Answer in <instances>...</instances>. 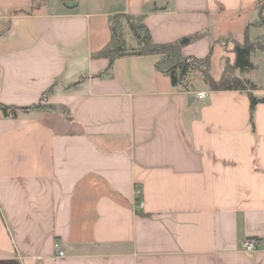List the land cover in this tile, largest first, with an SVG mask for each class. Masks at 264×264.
Wrapping results in <instances>:
<instances>
[{"label":"crops","instance_id":"0c3cea01","mask_svg":"<svg viewBox=\"0 0 264 264\" xmlns=\"http://www.w3.org/2000/svg\"><path fill=\"white\" fill-rule=\"evenodd\" d=\"M31 1L0 0V102L65 112L0 114V264H264V101L250 120L245 92L179 91L159 55L118 57L102 76L108 60L91 56L123 13L142 14L156 43L203 32L182 54L212 57L232 28L264 37V21H243L264 16V0H44L16 12ZM250 61L242 77L264 99V49Z\"/></svg>","mask_w":264,"mask_h":264},{"label":"trees","instance_id":"16d2710c","mask_svg":"<svg viewBox=\"0 0 264 264\" xmlns=\"http://www.w3.org/2000/svg\"><path fill=\"white\" fill-rule=\"evenodd\" d=\"M43 1L32 0L28 10L20 9L16 12L29 14L35 9H38ZM120 18L124 19L128 32L134 40V45L126 43L123 27L118 21ZM143 18L144 16L142 14L117 13L110 16L108 21L110 38L104 47L91 54L92 57H104L108 60L107 67L98 72L96 76L109 74L112 62L118 57L147 54L159 55L160 58L154 64L156 70L164 74L168 78L171 86L179 91H195L194 76L197 75L207 90H237L245 92L249 98L250 120H252L256 104L264 101V99L257 98L253 95L252 91L256 89V85L247 78L242 77V75L252 68L250 61L252 51L254 48L261 49L263 43L257 46L254 42L248 41L247 38L242 43H235L231 50L233 53V61L230 66H232L233 70H237L239 75L234 73L227 74L226 68H224L220 75L214 78L210 71V54L203 57L182 54V48L203 36V32L188 34L166 43H156L152 40L150 31L146 27ZM8 25L7 22L2 26L0 35L5 33ZM257 39L263 41L264 37L259 36ZM49 92H51V87L43 92L42 99ZM27 110H59L65 112L63 106L41 101L27 106L6 105L0 102V114L3 117L14 118L19 112H26Z\"/></svg>","mask_w":264,"mask_h":264},{"label":"rangeland","instance_id":"374dc122","mask_svg":"<svg viewBox=\"0 0 264 264\" xmlns=\"http://www.w3.org/2000/svg\"><path fill=\"white\" fill-rule=\"evenodd\" d=\"M254 18H256L254 21L255 24H260L261 21H264V16L260 15L257 17L256 14L254 13H248L247 16L243 17L244 24H247L246 22H251ZM118 21L123 27L126 43L134 45V40L131 38V35L128 32L124 19L120 18ZM230 32L232 33L233 36L231 34H228L216 39V41H218L219 44H224L226 52L223 51L220 52V48L216 47L214 54L212 55V57H210V71L214 78H217L224 68H226L227 74L237 73V70H233L232 66H230L233 61V53L231 50L235 43H242L245 40V38H247L248 41L254 42L255 44H257V46L258 44L261 45L263 43V47L261 49L254 48L252 52H255L256 50L264 49V39L263 41L257 39L260 36L257 35L262 32V29L257 30L256 27L250 25L248 32L249 36H246L245 38L240 37L237 28H232ZM220 56H222V58H220ZM194 79H195L194 85L196 86L197 89L205 88V85L201 82L200 78L197 75L194 76Z\"/></svg>","mask_w":264,"mask_h":264},{"label":"built area","instance_id":"2783aa9c","mask_svg":"<svg viewBox=\"0 0 264 264\" xmlns=\"http://www.w3.org/2000/svg\"><path fill=\"white\" fill-rule=\"evenodd\" d=\"M2 28V24L0 21V30ZM195 97L198 100H204L207 97V92L206 91H197L195 92ZM257 246V239L255 238H247L244 239L242 242V250L245 252H253L256 249ZM54 251L57 257H62L64 256V251L62 250L61 245L58 242H55L53 244Z\"/></svg>","mask_w":264,"mask_h":264}]
</instances>
